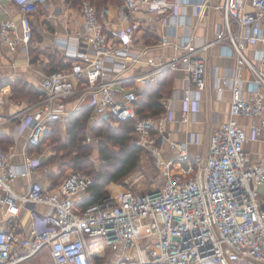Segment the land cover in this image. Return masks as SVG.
I'll use <instances>...</instances> for the list:
<instances>
[{
  "label": "built area",
  "instance_id": "1",
  "mask_svg": "<svg viewBox=\"0 0 264 264\" xmlns=\"http://www.w3.org/2000/svg\"><path fill=\"white\" fill-rule=\"evenodd\" d=\"M119 1L115 20L103 19L88 0L81 2L80 21L54 41L65 65L44 73L35 103L8 117L0 110V125L19 119L20 133L28 130L26 145L36 146L48 123L83 106L91 108V122L133 120L135 143L152 159L158 184L143 192L121 187L117 194L79 208L77 203L88 194V175L70 169L57 189L32 181L24 193H17L12 180L36 170L40 159L14 166V153L0 147V207L44 209L30 210L24 233L0 229V264H28L45 247L52 264H264V150L254 160V151L247 147L260 143L264 148V0L213 4L222 20L211 39L199 43L189 32L179 41L161 36L156 45H172L173 55L153 54L152 45L139 46L132 16L144 7L163 24L175 25L191 1ZM44 3L0 0L7 15L0 19V45L28 53L31 16ZM205 4L193 3L195 14ZM8 5L18 16L7 11ZM215 45L227 47L233 60L232 67L212 71L219 97L223 88L230 92L227 115L210 130L207 153L189 157L188 145L202 143V135L177 141L165 126L173 120L175 102L184 105L183 123L199 112L198 93L206 89L202 51ZM4 61L0 53V66ZM176 70L184 72L182 88L161 99L160 115L139 117V89ZM164 144L172 157H163Z\"/></svg>",
  "mask_w": 264,
  "mask_h": 264
},
{
  "label": "crops",
  "instance_id": "2",
  "mask_svg": "<svg viewBox=\"0 0 264 264\" xmlns=\"http://www.w3.org/2000/svg\"><path fill=\"white\" fill-rule=\"evenodd\" d=\"M190 1L192 4L203 1L206 3V6L202 13L197 15L195 14L193 5L189 4L180 17H178L175 25L163 24L157 16L150 15L144 7L135 13L132 16V20L137 22L140 35L137 44L139 46L152 45L153 47L150 49V52L153 54L173 55L176 53V49H174L172 45H156L160 42L162 35H168L171 41H179L187 32L195 36V39L199 43L211 39L216 27L220 25L222 20L220 11L213 9L212 5L217 4L220 0ZM63 4V0H61V5L55 7L47 3L43 8L41 7L39 9L41 10V14H38V12L31 16L34 37L30 42L28 53L20 52L18 49H7L0 45V53H2L6 59L0 66V110L3 117H8L35 103L40 97L39 94H42L40 83L44 73L51 67V60L46 58L42 61L36 58V56H32L31 52L33 49H36L38 46H40L41 49L43 47H48L52 51L50 57L57 55L63 59L62 53L54 45L55 38L62 37L66 31V27H72L74 23L80 21L78 7H64ZM119 4L120 3H109L106 7L98 11V13L103 15V19L106 20L112 13L111 8L117 10ZM7 11L15 17L18 16V11L14 6L8 5ZM5 17H7V15L4 14V10L0 7V19ZM48 25H50L49 28ZM51 25L53 27H51ZM202 53L206 58V89L198 93L200 99L199 112L193 117L194 119H192V121L183 123L180 119L181 109L184 105L180 101L175 102L173 120L166 123L165 126L170 137L177 141L186 140L188 134L200 133L202 135V143H190L188 145L187 150L189 157H192L198 152L203 154L207 153L210 130L226 118L230 98V92L226 88H223L219 97L213 86L212 80V71L214 68L233 66V60L229 57V49L221 45H215L213 47L211 46L206 51H202ZM169 73V77L171 76L170 90L173 91L182 88V76L184 72L182 70H176L170 71ZM159 78H161V75L149 84L155 85ZM166 81H168V79H166ZM14 82H19V85L23 84L26 91L37 92L38 97L31 99L28 96H15L12 90V83ZM145 87L146 85L139 89L138 92H141ZM71 104L72 100H69V102H67V108L69 110L71 109ZM72 114H69L65 119L57 122L66 123ZM239 121L248 123L247 120L242 118H239ZM18 123L19 119H14L0 125V134L3 136L4 140L5 138L8 140V142L3 141L1 146L6 151L9 150L14 153L13 160L11 161L14 166L22 167L24 160L36 157L40 159V166L29 175L16 176L12 180L11 186L17 193H24L27 184L32 181H39L47 190L57 189L69 169L64 172L63 176L58 178L60 174L58 166L52 164L47 165L44 160H46L45 158L48 156L44 152H37V150H35L36 148L34 149L35 146L26 145V134L28 130L25 129L20 133V126ZM95 123L96 122H91L88 118V126ZM247 147L254 151V160H258L260 158L259 153L264 150L260 143H248ZM161 149L163 157H172V153L168 149L167 144H164ZM180 166L182 167V165ZM120 188L121 186L118 184L111 183L107 186V191L108 193L117 194ZM32 209L44 210L40 206L34 207L33 205L18 207L17 211H11L6 207H0V229L26 232L30 225L29 212Z\"/></svg>",
  "mask_w": 264,
  "mask_h": 264
},
{
  "label": "trees",
  "instance_id": "3",
  "mask_svg": "<svg viewBox=\"0 0 264 264\" xmlns=\"http://www.w3.org/2000/svg\"><path fill=\"white\" fill-rule=\"evenodd\" d=\"M82 1L83 0H65V3L70 7H79ZM88 1L96 7L97 11H100L109 3H120L119 0ZM32 37H34V31ZM50 60L51 67L48 71L61 68L65 65L64 60L57 55L50 57ZM169 72L170 71H165L161 75V78L157 79L155 85L148 84L141 92H138L136 111L139 117H156L163 111L160 100L164 96H167L170 91L171 76L169 77ZM166 79H168V81H166ZM12 90L15 96H28L31 99L38 97L37 92L26 91L23 84L19 85V82L12 83ZM39 95H41V93ZM91 111L90 107L84 106L80 111L70 115L66 122V142L61 145L62 147L70 145L68 146L70 150L66 155L71 153L72 156H70L69 161L63 163L66 169L59 174L58 178L63 176L64 172L69 168L74 171H80L91 178L87 196L83 197L77 203V207L79 208L99 203L108 195L107 186L111 183H120L124 180L139 166L140 154L146 153L144 148L135 143L133 120L119 121L116 126L104 120L99 121L93 124V133L100 139L98 149L102 165L98 169H94L87 153L83 150L87 148V145L84 143L85 137L83 134ZM50 123L58 122L55 121ZM58 139L60 140V137H58ZM3 141L8 142V140L6 138L4 140L3 136L0 134V146ZM40 143L37 147L35 146L34 149H37ZM206 264L217 263L208 262Z\"/></svg>",
  "mask_w": 264,
  "mask_h": 264
},
{
  "label": "rangeland",
  "instance_id": "4",
  "mask_svg": "<svg viewBox=\"0 0 264 264\" xmlns=\"http://www.w3.org/2000/svg\"><path fill=\"white\" fill-rule=\"evenodd\" d=\"M64 2V7H68L69 5ZM45 3L51 4L52 6H59L61 5V0H45ZM44 3V5H46ZM43 5V6H44ZM42 6V8H43ZM70 7V6H69ZM77 8V7H74ZM111 15H109V20H115L117 16V10L112 9ZM39 12V13H38ZM41 14V10L37 11L34 14ZM39 20V18H38ZM50 25H48V28ZM51 27H53L51 25ZM52 51L48 47H43L41 49L40 46H38L36 49H33L31 52L32 56H36V58L41 59L44 61L46 58L50 59ZM167 84V82H166ZM172 91H169L170 95ZM116 126V125H114ZM84 137H85V144L87 145L85 149V152L87 153V156L89 160L91 161L94 169H98L101 164V159L99 155V149L98 146L100 144V139L93 133V125H86L84 128ZM44 132L40 146L36 149L37 152L45 153L48 157L45 158V163L47 165H55L58 166V170L60 173H62L66 166L63 164L65 161H69L70 156L72 154L66 153L70 150L68 146H61L63 143L65 144V134H66V123H48L47 129ZM60 137V140L58 139ZM1 147V146H0ZM45 155V156H46ZM44 159V158H43ZM71 168H69L70 170ZM118 184L121 187H127L131 186L136 191H145L150 189L153 185L158 184L157 179V173L156 170L153 167V162L149 156L148 153H142L140 154V163L139 166L131 173L129 174L124 180H122ZM42 252H40L37 256H35L33 259H31L28 264H52L50 259V254L48 251V247L43 248Z\"/></svg>",
  "mask_w": 264,
  "mask_h": 264
}]
</instances>
